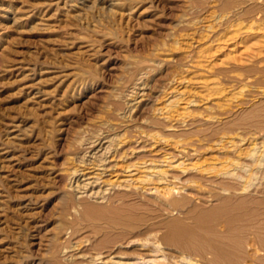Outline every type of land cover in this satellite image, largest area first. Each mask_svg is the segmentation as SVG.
<instances>
[{
    "label": "rangeland",
    "instance_id": "374dc122",
    "mask_svg": "<svg viewBox=\"0 0 264 264\" xmlns=\"http://www.w3.org/2000/svg\"><path fill=\"white\" fill-rule=\"evenodd\" d=\"M226 1L0 0V264H60L76 216L75 158L100 132L125 139L124 151L141 158L151 155L154 133L167 140L164 150L198 148L187 162L193 175L231 171L232 144L243 164L264 154V127L253 123L261 118L250 117L259 110L264 119V30L229 24ZM172 101L176 126L155 129ZM239 119L247 122L229 128ZM263 164L238 173L247 190L239 197L264 198ZM183 213L172 216L192 224ZM108 221L80 222L74 239H95Z\"/></svg>",
    "mask_w": 264,
    "mask_h": 264
},
{
    "label": "bare ground",
    "instance_id": "6f19581e",
    "mask_svg": "<svg viewBox=\"0 0 264 264\" xmlns=\"http://www.w3.org/2000/svg\"><path fill=\"white\" fill-rule=\"evenodd\" d=\"M261 1H258L260 6L248 8L241 0H227L224 3V10L228 12L226 20L229 24L248 20L246 28L259 26L263 27L262 32L264 5ZM241 30H234V34ZM176 106L177 102L172 101L171 112L160 114L153 127H175L178 121L175 113L179 111L172 112V109L175 111ZM184 114L188 113L182 111ZM250 117H260L261 120L253 123L258 128L264 127L261 111H253ZM246 122L239 119L229 128ZM147 138L151 140L149 158H141L133 151L128 154L123 148L125 139L111 138L108 132H100L82 144V153L75 158L77 166L69 179V189L76 192L73 205L76 216L71 219L73 227L67 232L68 238L60 241L63 258L60 264H264V198L239 197L247 190L242 184L243 176L238 174L241 170L248 172L252 165L262 166L264 154L256 150L250 155L253 164H243L242 150L229 142L234 156L231 171L213 176L203 174L202 170L193 175L197 171L195 163L187 162L198 160L200 149L186 150L178 143L167 142L171 148L164 150L162 145L167 140L161 135L154 133ZM209 138L208 144L212 142ZM112 169H115L114 176L103 181ZM138 198L147 202L130 204L131 199ZM91 199L109 203L107 207L95 208L89 204ZM176 212H185L193 223L176 220L172 216ZM98 215L108 216L110 221L95 234V239H74L82 231L76 225ZM249 248L256 256L251 262Z\"/></svg>",
    "mask_w": 264,
    "mask_h": 264
}]
</instances>
